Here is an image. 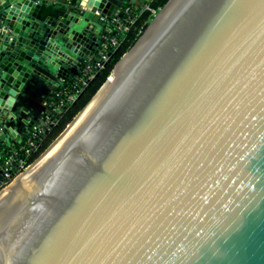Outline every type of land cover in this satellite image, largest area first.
<instances>
[{
    "label": "water",
    "instance_id": "water-1",
    "mask_svg": "<svg viewBox=\"0 0 264 264\" xmlns=\"http://www.w3.org/2000/svg\"><path fill=\"white\" fill-rule=\"evenodd\" d=\"M46 2L0 5V158L26 78L73 79L119 13ZM9 183L0 264H264V0H171Z\"/></svg>",
    "mask_w": 264,
    "mask_h": 264
},
{
    "label": "trees",
    "instance_id": "trees-1",
    "mask_svg": "<svg viewBox=\"0 0 264 264\" xmlns=\"http://www.w3.org/2000/svg\"><path fill=\"white\" fill-rule=\"evenodd\" d=\"M167 1L168 0H138L125 3L124 8L127 9V12H122L119 18L123 24L127 26V29L117 30L116 25H114L112 31L106 33L109 36H117L118 44L106 50L108 58L104 62L103 67L95 71L94 76L90 78L85 85L81 84L78 80L80 72L74 74L73 79H64L61 86L55 88L52 96L48 98L49 110L48 112H44V114H49L56 121V124L50 126L46 130H40L38 136L34 139L35 145L34 148H32L33 150L30 155L25 158L26 164L34 162L65 130L66 126H68L85 107L106 78L110 77L114 65L119 61L121 56L134 45L139 36L144 32L149 21L153 17V14H151L149 9L145 8V5L157 11L160 10ZM130 21H132V23H130ZM86 62L87 60H84L82 65ZM66 91L75 95L74 101L70 102L63 100V102L59 104V101L63 98L62 94ZM58 104L60 110L57 112L54 111L53 108L56 105L58 106ZM4 152L7 151L5 150ZM20 157L24 158L21 153Z\"/></svg>",
    "mask_w": 264,
    "mask_h": 264
},
{
    "label": "crops",
    "instance_id": "crops-1",
    "mask_svg": "<svg viewBox=\"0 0 264 264\" xmlns=\"http://www.w3.org/2000/svg\"><path fill=\"white\" fill-rule=\"evenodd\" d=\"M76 0H47L45 4H42L38 9L36 18H42L43 16H52L56 18L57 14L54 9H61L62 11ZM117 4L119 13L114 17H120L124 12L125 3L132 0H114ZM138 1V0H135ZM134 1V2H135ZM4 0H0V5ZM14 6L17 3L13 4ZM9 22V21H8ZM6 26L5 21L0 22V33L12 34L10 27ZM5 40V39H4ZM40 67L46 68L41 61L38 62ZM77 74V71H74ZM76 77V76H75ZM59 82L62 84L64 79L59 78ZM55 91V87L46 79L39 75L31 73L25 80L22 91L19 93L18 106L10 119H6L4 134L6 137L5 147L1 152V157L12 148L17 147L31 126L39 125L44 112L49 110L48 98L52 96ZM31 124V126H29Z\"/></svg>",
    "mask_w": 264,
    "mask_h": 264
},
{
    "label": "built area",
    "instance_id": "built-area-1",
    "mask_svg": "<svg viewBox=\"0 0 264 264\" xmlns=\"http://www.w3.org/2000/svg\"><path fill=\"white\" fill-rule=\"evenodd\" d=\"M149 1V0H144ZM146 9H149L151 12L154 9L149 8V6L145 5ZM124 12H127V9H124ZM114 22L116 23L117 30H126L127 26L123 24L119 17L113 18ZM132 23V21H130ZM118 44V38L115 35H103V41L101 44V48L97 54H92L87 57V62L84 63L80 70V76L78 80L81 84L85 85L90 78L94 76L95 71L100 70L103 67L104 62L107 60L106 50L109 47H114ZM58 95V94H57ZM61 95V94H60ZM63 98L59 101V104L65 101H74L75 95L73 93L64 92L62 94ZM56 105L53 110L59 111L60 107ZM56 124V121L49 115L44 114L41 118V123L38 125L31 126V128L25 132L23 139L18 147L12 148L7 151L1 158H0V171L3 177L11 181L16 177L18 174L20 175L27 167L31 166L34 162L30 164H26L25 158L30 155L31 151L34 148V139L38 136L40 130H46L50 126ZM21 155L24 156L20 157Z\"/></svg>",
    "mask_w": 264,
    "mask_h": 264
},
{
    "label": "bare ground",
    "instance_id": "bare-ground-1",
    "mask_svg": "<svg viewBox=\"0 0 264 264\" xmlns=\"http://www.w3.org/2000/svg\"><path fill=\"white\" fill-rule=\"evenodd\" d=\"M171 2V0H169V2L165 5V7H163L162 9H161V12L158 14V16H156L155 18H154V20L150 23V25H149V27H148V29L145 31V33L139 38V40L137 41V43L135 44V46L139 43V41L143 38V36L148 32V30L152 27V25L156 22V20L161 16V14L164 12V10L166 9V7L168 6V4ZM135 46H133L132 48H130L127 52H125V54H123L122 56H121V58H120V60L117 62V64L114 66V68H113V71L110 73V77H108V78H106V80H105V82L102 84V86L100 87V89L91 97V99L89 100V102H91L95 97H96V95L100 92V90L103 88V86L106 84V82L108 81V79L109 78H111L112 77V74H113V72L115 71V69L118 67V65L121 63V61L125 58V56L135 47ZM88 102V103H89ZM87 103V104H88ZM86 104V105H87ZM85 105V106H86ZM57 140V139H56ZM13 182V181H12ZM11 182V183H12ZM11 183H9L1 192H0V194L3 192V191H5L6 189H7V187L11 184Z\"/></svg>",
    "mask_w": 264,
    "mask_h": 264
},
{
    "label": "rangeland",
    "instance_id": "rangeland-1",
    "mask_svg": "<svg viewBox=\"0 0 264 264\" xmlns=\"http://www.w3.org/2000/svg\"><path fill=\"white\" fill-rule=\"evenodd\" d=\"M160 12H161V9H160V10H157V11L154 10L153 12H151V14H153V17L151 18V20L149 21V23L152 22V21L154 20V18H155L156 16H158V14H159ZM112 71H113V70H112ZM112 71H111V72H112ZM66 127H67V126H66ZM58 137H59V136H58ZM58 137H57V138H58ZM57 138H56V139H57ZM56 139H55L54 141H56ZM54 141H53V142H54ZM53 142H52V143H53ZM52 143H51V144H52ZM51 144H50V145H51ZM42 154H43V153H42ZM42 154H41V155H42ZM41 155H40V156H41ZM40 156H39V157H40ZM39 157H38V158H39ZM38 158H37V159H38ZM37 159H36V160H37ZM36 160H35V161H36ZM35 161H34V162H35ZM28 168H29V166L27 167V169H28ZM27 169H26V170H27ZM26 170H24V171H26ZM24 171H23V172H24ZM23 172H22V173H23ZM22 173H21V174H22ZM18 175H19V174H18ZM18 175H17V176H18ZM17 176H16V177H17ZM16 177H14V179H16ZM14 179H13V180H14Z\"/></svg>",
    "mask_w": 264,
    "mask_h": 264
}]
</instances>
